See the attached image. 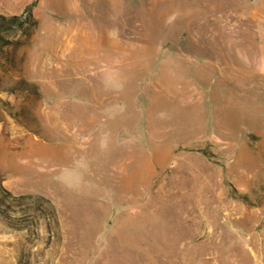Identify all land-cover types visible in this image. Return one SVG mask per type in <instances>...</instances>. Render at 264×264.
Wrapping results in <instances>:
<instances>
[{
    "label": "rangeland",
    "instance_id": "obj_1",
    "mask_svg": "<svg viewBox=\"0 0 264 264\" xmlns=\"http://www.w3.org/2000/svg\"><path fill=\"white\" fill-rule=\"evenodd\" d=\"M12 16L0 264L264 255V0H0Z\"/></svg>",
    "mask_w": 264,
    "mask_h": 264
},
{
    "label": "trees",
    "instance_id": "obj_2",
    "mask_svg": "<svg viewBox=\"0 0 264 264\" xmlns=\"http://www.w3.org/2000/svg\"><path fill=\"white\" fill-rule=\"evenodd\" d=\"M0 22V44L6 45L9 41L3 36V34H10L17 29H21L25 23H30L31 19L30 16H12L8 19H3Z\"/></svg>",
    "mask_w": 264,
    "mask_h": 264
},
{
    "label": "clouds",
    "instance_id": "obj_3",
    "mask_svg": "<svg viewBox=\"0 0 264 264\" xmlns=\"http://www.w3.org/2000/svg\"><path fill=\"white\" fill-rule=\"evenodd\" d=\"M80 167H86V165H81ZM57 179L70 190L79 189L83 183V175L80 172H69L65 170L57 177Z\"/></svg>",
    "mask_w": 264,
    "mask_h": 264
},
{
    "label": "crops",
    "instance_id": "obj_4",
    "mask_svg": "<svg viewBox=\"0 0 264 264\" xmlns=\"http://www.w3.org/2000/svg\"><path fill=\"white\" fill-rule=\"evenodd\" d=\"M127 150H128V148H127ZM128 152H129V150H128ZM130 161H131V159H130ZM130 161H129L128 165H130V163H131ZM125 174H126V172H125ZM121 178H123V180H121V182H123L125 177H121ZM259 252L260 251L257 252L258 254L257 253H254L255 260L252 262L253 264H264V255L263 254L260 255Z\"/></svg>",
    "mask_w": 264,
    "mask_h": 264
}]
</instances>
